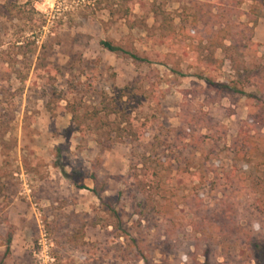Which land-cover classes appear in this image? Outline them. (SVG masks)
<instances>
[{
  "label": "rangeland",
  "instance_id": "rangeland-1",
  "mask_svg": "<svg viewBox=\"0 0 264 264\" xmlns=\"http://www.w3.org/2000/svg\"><path fill=\"white\" fill-rule=\"evenodd\" d=\"M262 207L264 3L0 0V262L259 264Z\"/></svg>",
  "mask_w": 264,
  "mask_h": 264
},
{
  "label": "trees",
  "instance_id": "trees-1",
  "mask_svg": "<svg viewBox=\"0 0 264 264\" xmlns=\"http://www.w3.org/2000/svg\"><path fill=\"white\" fill-rule=\"evenodd\" d=\"M252 1L256 2V3L257 2L264 3V0H252ZM216 15H218V14H216ZM216 18H218V16ZM246 28H248V27H246ZM215 29H216V27L213 26L211 30L212 31L214 30L213 34L216 35V36H218L219 33L223 32L222 28H218L219 30H217V31H215ZM248 29L252 31V28H248ZM171 33L173 35H175L176 34V30L171 31ZM241 33H243V32H241ZM241 33H240V35H242ZM225 41H226V38L225 39L221 38V40H219L217 48L218 49H222L223 51L227 52L228 50H230V48H233V46H235V43L232 40V46L227 48L224 45ZM247 42L248 43H252V38H249ZM100 46L103 49H105L106 51H108V52H110L112 54L130 58L134 62H143V63L146 62V60H143V59L139 58L136 54L131 53L130 51L126 50L123 47H120V46L114 44L111 41H102L100 43ZM199 79H201L202 81H204L206 83L207 88H210V89L212 88L214 90H221V91L226 92V93L240 94V95L245 96L247 98H252V96L250 94L248 95L245 92L239 91L236 88H233L234 86H230V84L218 83L216 81H212V80H210L208 78H204V77H200ZM124 90H126V88ZM202 117L204 118V117H206V115H203V116L201 115V119H202ZM201 138H205V136H202ZM250 140H252V138H247V140H245V142H250ZM241 173H242L241 170L238 168V166H236L235 170L232 172L231 175H233V177H234L236 175H240ZM92 179H93V181L95 183L96 178H92ZM102 192L104 193L105 190H103ZM93 193L99 200L102 199L101 198V192H98L97 190H94ZM261 212L264 214V207L261 208ZM112 214H114L117 217V214H116L115 211H113ZM12 235H13V233L9 232L8 238H7V243H6V255H9V253H10V246H11V243H12ZM263 260H264V256H263ZM258 263L259 264H264V261L258 262ZM0 264H4L3 261H1ZM146 264H148V262H146Z\"/></svg>",
  "mask_w": 264,
  "mask_h": 264
},
{
  "label": "crops",
  "instance_id": "crops-1",
  "mask_svg": "<svg viewBox=\"0 0 264 264\" xmlns=\"http://www.w3.org/2000/svg\"><path fill=\"white\" fill-rule=\"evenodd\" d=\"M256 31H257V28L254 29V32H256Z\"/></svg>",
  "mask_w": 264,
  "mask_h": 264
}]
</instances>
